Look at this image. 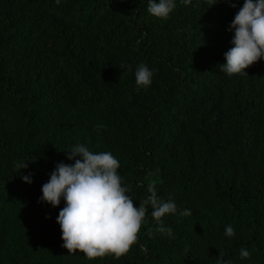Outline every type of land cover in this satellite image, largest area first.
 <instances>
[{
    "label": "trees",
    "instance_id": "16d2710c",
    "mask_svg": "<svg viewBox=\"0 0 264 264\" xmlns=\"http://www.w3.org/2000/svg\"><path fill=\"white\" fill-rule=\"evenodd\" d=\"M232 2L176 0L161 19L147 0H0V264H264V60L243 76L220 70L243 0ZM77 144L119 161L134 206L151 184L191 214L163 216L169 236L149 205L126 254H68L63 200L38 198Z\"/></svg>",
    "mask_w": 264,
    "mask_h": 264
},
{
    "label": "clouds",
    "instance_id": "9594fccd",
    "mask_svg": "<svg viewBox=\"0 0 264 264\" xmlns=\"http://www.w3.org/2000/svg\"><path fill=\"white\" fill-rule=\"evenodd\" d=\"M181 2L188 5L191 0ZM204 2L210 7L219 0ZM226 2L236 7L232 0ZM175 6L176 0H147V12L156 18L167 19ZM226 30L232 32L230 43L233 46L223 53L224 63L219 65L220 70L228 76L247 75V67L264 60V0H243ZM119 67L131 70V66L121 64ZM134 78L138 88L147 89L152 84L153 70L141 63L135 68ZM66 159L71 163L56 162L49 179L41 185L42 195L38 202L56 207L63 200L56 222L61 230V246L68 254L79 251L89 260L106 254L114 258L126 254L137 241L149 205L151 217L157 224L156 231L169 236L172 230L162 226L161 218L168 214H191L189 209L178 213L171 199H159L151 184L147 186L146 199L134 206L133 199L126 194V186H122L119 161L110 152H93L86 145L77 144L66 150ZM27 167L26 161H14L15 173ZM20 178L23 182H32L30 173H21ZM224 235L233 237L234 228L226 225ZM239 256L246 259L250 252L242 247ZM217 264H231V261L218 260Z\"/></svg>",
    "mask_w": 264,
    "mask_h": 264
}]
</instances>
